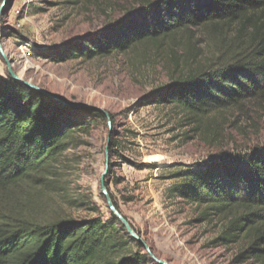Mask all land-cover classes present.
<instances>
[{
	"label": "trees",
	"instance_id": "obj_1",
	"mask_svg": "<svg viewBox=\"0 0 264 264\" xmlns=\"http://www.w3.org/2000/svg\"><path fill=\"white\" fill-rule=\"evenodd\" d=\"M74 1H100L108 7L120 0ZM130 2L137 6L134 13L114 22L102 37L58 53L50 50L45 58L62 62V54L74 55L73 49L76 56L86 53L92 59L138 47L159 53L172 46L167 62L171 83L151 92L147 104L171 107L208 145L223 141L227 113L248 115V120L254 110L264 113V0ZM195 32L210 48L212 62L201 60ZM78 112L82 123L72 120L71 110L8 74L0 76V264H154L112 213L105 219L89 197L57 189L75 157L61 154L70 133L86 121L109 120L92 108ZM117 153L113 141L107 154ZM171 177L178 183L170 188V198L202 209L200 222L212 218L222 223L214 245L240 242L236 263L264 264V142ZM53 192L69 208L92 216L42 222L49 220L42 212Z\"/></svg>",
	"mask_w": 264,
	"mask_h": 264
},
{
	"label": "rangeland",
	"instance_id": "obj_2",
	"mask_svg": "<svg viewBox=\"0 0 264 264\" xmlns=\"http://www.w3.org/2000/svg\"><path fill=\"white\" fill-rule=\"evenodd\" d=\"M99 2L8 0L2 10L0 44L17 76L57 97L62 103L52 101L71 110L73 121L83 122L78 111L84 107L109 115L105 122L86 121L84 127L70 133L61 154L75 157L57 189L89 197L108 219L111 212L102 195L101 177L114 141L118 153L109 158L107 189L119 212L156 258L169 264H238L235 260L241 243L214 245L222 223L212 218L200 222L202 209L170 198V188L178 183L171 175L260 146L264 142V113L253 109V121L235 111L227 113L223 141L208 145L171 107L147 104L151 92L171 83L167 62L172 46L165 45L159 53L152 47H138L92 59L86 53L76 56L73 49L74 55L62 54V62L46 59L44 55L50 50L58 53L102 37L114 22L137 9L130 0L108 7ZM2 3L0 0V9ZM193 36L202 49L201 60L208 63L210 48L200 43L197 32ZM7 74V64L0 55V76ZM48 200L42 214L49 220L42 222L59 218L82 221L92 216L69 208L57 192L49 193Z\"/></svg>",
	"mask_w": 264,
	"mask_h": 264
},
{
	"label": "water",
	"instance_id": "obj_3",
	"mask_svg": "<svg viewBox=\"0 0 264 264\" xmlns=\"http://www.w3.org/2000/svg\"><path fill=\"white\" fill-rule=\"evenodd\" d=\"M8 0H3V3L1 5V9H0V19L2 16V10L5 7L6 3ZM0 55L3 58V60L5 61V63L7 64V73L8 75L18 84H21L22 86L26 87L27 89H30L32 91H35L37 93H40L41 95L45 96L46 98H49L51 100L54 101H59L61 102L57 97L45 92L43 89L31 84L30 82L24 81L23 79H21V77L17 76L13 69H12V60L8 58V56L5 54V51L3 49V47L0 44ZM62 103V102H61ZM85 108V107H84ZM86 108H91V107H86ZM95 111H99L104 113L108 118L109 115L107 113H105L104 111L100 110V109H96V108H92ZM109 172V156L107 154V163H106V171L105 173L102 175L101 177V182H102V195L105 198V202H106V206L107 209L119 220V222L122 224V226L124 227L125 231L127 232V234L129 235L130 238L137 240L139 242V244L141 245V247L145 250V252L147 253V255L151 258V260L155 263V264H169L166 261H162L159 260L158 258H156L153 254V252L151 251V249L149 248V246L142 241L141 239H139V237L136 235V233L133 231V229L131 228V226L129 225L128 221L122 216V214L119 212V210H117L114 206V204L112 203L109 194L107 192V188L105 186L106 183V178Z\"/></svg>",
	"mask_w": 264,
	"mask_h": 264
}]
</instances>
